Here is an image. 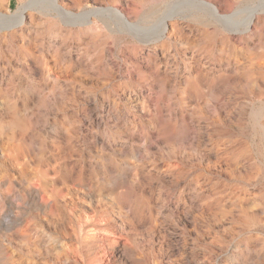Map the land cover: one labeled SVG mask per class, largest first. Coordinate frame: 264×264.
Instances as JSON below:
<instances>
[{"label": "rangeland", "instance_id": "obj_1", "mask_svg": "<svg viewBox=\"0 0 264 264\" xmlns=\"http://www.w3.org/2000/svg\"><path fill=\"white\" fill-rule=\"evenodd\" d=\"M263 10L0 0V264H264Z\"/></svg>", "mask_w": 264, "mask_h": 264}, {"label": "bare ground", "instance_id": "obj_2", "mask_svg": "<svg viewBox=\"0 0 264 264\" xmlns=\"http://www.w3.org/2000/svg\"><path fill=\"white\" fill-rule=\"evenodd\" d=\"M171 1V0H170ZM258 3V2H257ZM204 4L205 5H207V7H209V8H211V10H213L214 12H216V14H217V10L219 11V9H217L216 10V8L212 5V4H210V3H208V2H204ZM263 5V4H262ZM184 9V8H183ZM248 10V9H247ZM264 11V10H263ZM189 13V12H188ZM257 13V12H256ZM260 13V12H259ZM213 14V13H212ZM250 14V13H249ZM253 14H254V12H253ZM180 15V14H179ZM264 15V14H263ZM219 16V15H218ZM224 16V15H223ZM253 16V15H252ZM252 16L249 18L250 20L249 21H251L252 20ZM254 16H256V15H254ZM245 17V16H244ZM260 17H262V16H260ZM123 18V17H122ZM20 19L22 20L23 19V11H21V13H20ZM226 19V18H225ZM256 19V18H255ZM17 21V20H16ZM259 21V20H258ZM237 22V21H236ZM256 22V21H255ZM248 23V22H247ZM246 23V24H247ZM250 23V22H249ZM253 23V22H252ZM166 24V23H165ZM259 25V24H258ZM246 26V25H245ZM9 27V26H8ZM248 27H249V25H248ZM245 28V27H244ZM247 28V27H246ZM250 29V28H249ZM248 32V31H247ZM244 110H246V109H244Z\"/></svg>", "mask_w": 264, "mask_h": 264}]
</instances>
